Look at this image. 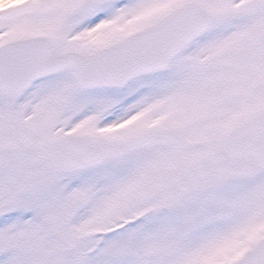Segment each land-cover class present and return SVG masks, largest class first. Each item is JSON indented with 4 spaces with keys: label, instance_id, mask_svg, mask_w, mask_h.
I'll return each mask as SVG.
<instances>
[{
    "label": "snow or ice",
    "instance_id": "1",
    "mask_svg": "<svg viewBox=\"0 0 264 264\" xmlns=\"http://www.w3.org/2000/svg\"><path fill=\"white\" fill-rule=\"evenodd\" d=\"M0 264H264V0H0Z\"/></svg>",
    "mask_w": 264,
    "mask_h": 264
}]
</instances>
